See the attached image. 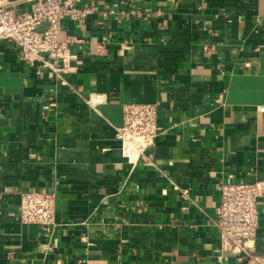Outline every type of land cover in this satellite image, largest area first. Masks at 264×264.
<instances>
[{"label":"crops","instance_id":"1","mask_svg":"<svg viewBox=\"0 0 264 264\" xmlns=\"http://www.w3.org/2000/svg\"><path fill=\"white\" fill-rule=\"evenodd\" d=\"M94 4L63 21L77 93L0 40V264H250L214 219L220 180L264 179V0ZM127 102L156 103L162 127L134 160L117 137ZM24 190L55 192V228L21 221Z\"/></svg>","mask_w":264,"mask_h":264},{"label":"built area","instance_id":"2","mask_svg":"<svg viewBox=\"0 0 264 264\" xmlns=\"http://www.w3.org/2000/svg\"><path fill=\"white\" fill-rule=\"evenodd\" d=\"M20 1L28 3L21 8ZM96 10L94 0H0V40L13 42L24 62L36 64L47 71L63 88L77 93L66 74L76 72L77 54L74 36L61 37L63 21L84 20ZM113 14L115 10L109 12ZM105 42L98 44V51ZM108 98L93 93L86 102L94 106ZM58 105L50 98L43 110L50 112ZM156 103L127 102L123 105V123L117 137L130 160V151L139 155L154 144L162 127ZM264 110V107H260ZM136 157V158H137ZM219 201L214 224L218 229L221 249L247 260L250 264H264V257L256 253L255 241L260 222L259 199L264 196V179L246 181L220 180L217 186ZM187 196L188 190H183ZM56 194L52 191L24 190L20 193L19 215L24 223H37L48 228L56 226Z\"/></svg>","mask_w":264,"mask_h":264},{"label":"bare ground","instance_id":"3","mask_svg":"<svg viewBox=\"0 0 264 264\" xmlns=\"http://www.w3.org/2000/svg\"><path fill=\"white\" fill-rule=\"evenodd\" d=\"M130 156L132 159H135L137 157V152H135L134 150L130 151Z\"/></svg>","mask_w":264,"mask_h":264}]
</instances>
